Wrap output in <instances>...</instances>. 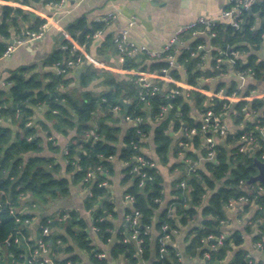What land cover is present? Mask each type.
<instances>
[{"label":"trees","instance_id":"16d2710c","mask_svg":"<svg viewBox=\"0 0 264 264\" xmlns=\"http://www.w3.org/2000/svg\"><path fill=\"white\" fill-rule=\"evenodd\" d=\"M14 1L35 6L58 0ZM44 22L45 19L39 16L32 18L31 13L21 7L0 4V57L10 43L12 32L22 33L23 24H27V29L37 31ZM106 27L107 21L104 20L87 25L83 19H78L68 24L66 29L73 39L88 48L94 40V33H103ZM83 28L86 31L78 37ZM193 30L182 33L179 38L185 40L192 37ZM212 31L215 34L209 41L212 47L210 66L205 68L203 65L204 51L197 46L203 44L204 40L198 37L177 51L180 67H169L168 75L179 80V68H182L188 84L208 89L207 80L219 78L231 68V71L251 75L254 81L248 83L242 91L232 77L228 81H220L215 92L226 90L227 95L234 92L248 95L256 89L257 82L264 81V59H260L257 54L264 43V0L257 1L250 12L245 11V23L241 30L234 29L226 22H219ZM102 37L99 53L107 52L108 48L118 52L111 34ZM62 46L47 56L46 64L63 62L79 54L65 38ZM175 48L173 44L164 54L174 53ZM232 50L247 51L245 62L233 57ZM164 54L160 57H151L145 52L124 54L121 67L129 71L160 72L168 67ZM217 57L224 59L223 62L218 63ZM229 59L233 61L230 64ZM27 68L12 70L7 78L10 85L0 89V120H9L17 128L14 132L12 127L0 123V264H37L33 256L35 240L29 236V223L24 222L26 219L31 221L34 214L21 210L22 198L29 196L32 205L42 207L68 196L70 182L89 187L84 207L92 213V225L97 228L101 241L110 243L109 257L122 256L127 264H183L180 252L169 240L164 241L163 237L168 234L172 239V234L180 226L187 225L198 213V207L201 208V226H195L189 231L184 252L190 257H197V261L192 264H222L232 246H239L243 242L240 231L235 230L226 234L221 244H217V237L223 231L222 222L228 218L226 205L240 198L255 201L259 206L255 213L258 216L256 221H259V232L255 238L260 239L264 232V184L247 183V180L258 172L254 159L264 161V131L260 130L264 126V98L241 99L232 103L217 96L210 98L195 89L186 91L185 95L183 88L165 80L156 82L159 89L153 94L145 93L141 97L135 72L119 75L108 70H98L92 65L79 71L75 87L68 90L65 87L72 78L67 77V74L73 68L64 74L47 71L29 76L26 74ZM98 78L107 87L105 90L94 93L84 89ZM171 89H178L180 93L172 94ZM120 99L129 103L126 109L119 102ZM168 104L171 107L163 112L162 108ZM114 105L120 106L118 113L112 110ZM39 106L46 108L44 118L34 120L35 108ZM195 109L201 116L207 109H211L222 119L228 113L233 122L241 124V127L230 130L223 140L217 142L214 158L205 161L203 168L191 170L189 167L188 175L184 174L176 181L173 189L175 197L161 207L163 178L157 164L168 163V150L172 141L170 131L181 132L178 149L181 148L189 159L188 162L177 164L179 168L184 164L185 170L190 166V161L196 160L197 148L203 156H207L208 151L203 146L199 130L201 116L195 118L192 114ZM99 111L103 115L93 124L95 114ZM249 111L253 115L246 117ZM127 115L133 120L137 117L141 120L134 121L126 128L121 139L123 144L118 148L121 133L119 121ZM186 128H195L196 133L191 137L186 136L183 133ZM72 130L75 134L63 154L64 173L71 174L69 179L62 173V166L55 156L41 154L44 150L41 131L49 137L52 132L67 135ZM90 130H94L95 136L86 135ZM246 132H252L257 142L251 153L239 150L240 138ZM208 133H212L211 130ZM150 135L154 155L146 153L143 148L147 145L146 137ZM53 141V137L48 139L46 147L56 153L59 148ZM138 156H142L143 163L137 161ZM113 158L125 163L121 182L126 184L125 194L132 195L133 200L124 212V223L116 232L115 240L110 242L114 203L107 186L102 185V182H110ZM134 167H138L139 172ZM182 181L183 186L180 184ZM133 211L139 213L136 228L138 238L141 239V253H138L135 239L131 238L133 228L126 219V215H133ZM60 216L63 219L64 234L50 232L43 235L42 228H38L39 237L54 253V264H81L80 256L73 253L74 248L68 243L69 239L87 253L89 263L84 264H107L106 257L98 256L102 249L92 243L87 224L79 213L68 210L61 212ZM46 225L51 227L52 222L42 217L40 226ZM151 229H155L156 233H152ZM210 235L213 238H208ZM59 251L68 255L60 257ZM206 252L210 253L209 258H205ZM246 253L242 248L236 249L228 264H258L248 259Z\"/></svg>","mask_w":264,"mask_h":264},{"label":"crops","instance_id":"0c3cea01","mask_svg":"<svg viewBox=\"0 0 264 264\" xmlns=\"http://www.w3.org/2000/svg\"><path fill=\"white\" fill-rule=\"evenodd\" d=\"M0 4L21 7L29 11L31 14H35L34 17L39 16L45 19V23L47 22L48 24V27L41 38L35 40L26 39L23 43L16 44L14 50H12L9 55L0 57V89L8 88L9 84L7 78L10 72L20 67H28V71L26 73L27 76L32 73L42 74L47 71H54L53 66L46 64L45 60L47 56L52 53V51L62 46V40L65 37L60 31V28L70 35L66 29V26L72 22H76L78 19H83L87 25L93 21H107V27L103 33L101 32V36L105 34H111L114 38L120 31L127 30V38L129 41L134 42L139 46H145L147 49L152 51L161 50L163 46L175 36V32L178 28L195 21L199 17H206L221 22H227L226 18L221 17V13L227 5V0H82L77 3L73 2L72 0H66L62 6L56 7L48 5V3H40L35 6H30L23 5L14 0H0ZM258 23L259 18L257 17L256 24ZM22 26V33L12 32L10 43H12L15 38L25 36L24 32L27 29V24H23ZM183 33L185 34L186 31ZM179 36L176 42H174L176 52L179 51L182 46L187 45L194 38L202 37L204 40V43L202 44L204 46L203 65L205 68L210 66L212 60V47L209 44L210 36L205 31H203L202 28H198L197 32L192 33V37H189L185 40H181ZM90 45L88 48L85 46V49L89 54ZM98 49L99 46L97 47V53L101 56V59L99 60H101L108 67L97 68L98 70H108L119 75L129 74L132 72L121 67L122 59L115 49L108 48L107 52L104 53H99ZM247 54V51L241 52L240 59L245 62ZM257 54L260 59H264L263 45L261 46L260 50L257 51ZM85 62L82 65L73 68V70L67 74V77L72 78V81L67 87H65V89L70 90L75 87L76 78L79 71L86 67L84 66ZM179 69L181 72V79L177 81L180 82L181 86L187 88V90L188 88L192 89V85L186 82L185 71L182 68ZM229 70L230 71H228V73H224V75L222 74L219 78L216 77L214 79L207 80L209 88L201 89L203 90L201 92L207 96L213 94L215 95V88L217 84L222 80L228 81L232 77H234L236 80L238 89L242 91L245 89L248 83L254 81L253 77L245 72L244 74H237L238 71H231V68ZM106 88L107 87L102 83V79L98 78L90 82L84 89L90 90L94 93H99ZM62 90H64V88ZM256 90L259 92H264V81L257 82ZM184 92L186 95L185 89ZM231 102L233 103L236 101ZM45 109L46 108L44 106L36 107L33 119H43ZM192 114L195 118H199L201 116L200 112L196 109L192 111ZM101 115H103L102 111H99L95 114L93 124H95V121ZM224 121L231 131L241 127V124H235L233 122L231 116L228 113L224 116ZM133 122V120H126L125 117L120 119L119 125L121 126V133L119 136V142L117 144L118 148H120L123 144L121 139L126 128L132 125ZM0 123L12 127L14 132L17 131L16 125L11 123L9 120H0ZM74 134L75 131L73 130L67 135H61L59 133L52 132V136L47 137L45 133L41 131L44 144V150L41 154L44 156H55L62 166V173L65 174V176L69 179L71 178V174L64 173L65 161L63 159V150ZM170 135L172 136V141L168 150V163L164 165L157 164L158 170L163 178V198L161 199L160 203L161 207H163L170 199L175 197L173 189L176 186V181L182 175H188L189 167L191 169L203 168L205 161L212 160V158H209L208 156H203L200 149L197 148L195 149L196 160L190 161V166L186 167L185 170L184 164H182V167L179 168L177 164L183 162L185 156V152L181 150V148L178 149L181 132L170 131ZM52 137L54 138L53 144L57 145L59 148V151L56 153L50 151L46 147L48 139H51ZM217 141L220 142L221 140L217 138ZM145 142H147V145L143 147L144 151L150 155H154L152 135L147 136ZM113 163V172L111 175H109L110 182L108 184L106 183L111 200L114 203L113 210L115 212V215L111 217L113 228L111 230L112 239L110 242L115 240L116 232L124 223V212L131 204L130 201L125 197L126 184L121 182V178L123 176L122 170L125 166V163L117 158H113ZM69 187L70 192L68 196L53 200L48 205L42 207H37L35 204L32 205L29 201L31 200L29 196H24L22 198V204L20 205L21 210L23 212H30L34 214L32 220L28 222L30 238L35 240L39 237L38 228H40L42 217H47V219L51 220V233L64 234L65 229L62 224L63 219H61L60 213L63 211L66 212L68 210H76L80 217H82L87 224V232L90 239L92 240V243L102 249V253L99 254H104V257L107 258V264H127L126 260L122 256L118 258L109 257L108 251L110 243L108 244L102 242L97 235L96 230L93 228L92 213L89 209L84 207V199L86 195L89 194V187L82 185L81 183L72 184L71 182ZM258 207L259 206L255 203V201H248L246 199V201L242 203H235L233 208L229 210L226 209L228 218L222 222L223 231L226 234L235 230L240 231L243 237V242L239 246H232V249L227 253L222 264H228L234 251L238 248L246 250L247 258L252 260L254 263L262 264V262H264V246L262 248L256 247V243L259 240H256L255 238L256 233L259 232L257 228L259 221H256V217L258 216L255 214ZM200 211L201 208L198 207V213L189 221V223L187 225L180 226L179 230L172 234V239L170 237L168 238L171 244H173L180 252V260L183 264H192L194 261H197V257L188 256L184 252V249L188 242L187 235L189 231L195 226H201L202 215ZM151 232L154 234L156 233L155 229H151ZM68 243L73 246V253H77L80 256L81 264L89 263L86 252L75 246L71 239H69ZM58 255L60 257H64L68 254L64 251H59ZM198 261L200 260L198 259ZM51 264H54V262L52 261Z\"/></svg>","mask_w":264,"mask_h":264},{"label":"built area","instance_id":"2783aa9c","mask_svg":"<svg viewBox=\"0 0 264 264\" xmlns=\"http://www.w3.org/2000/svg\"><path fill=\"white\" fill-rule=\"evenodd\" d=\"M73 2H80L82 0H72ZM259 0H227V5L224 8V10L221 13V17L226 18L227 22L229 25H231L234 29L236 30H241L244 26L245 23V11H248L251 9V7ZM66 2V0H58L54 3L50 2L48 3V5L50 6H62L64 3ZM221 21L218 20H214L211 18H206V17H199L197 18L195 21L182 26L180 28L177 29V31L175 32V36L166 44L163 46V48L159 51H152L150 49H147L145 46H139L137 44H135L134 42H131L128 40L127 38V30H122L118 33L117 36H115L113 38L116 48L118 50V54L120 56L121 59H123L122 55L126 54V55H134L136 53L139 52H145L147 53L149 56L151 57H160L162 56V54H164L167 50H169L171 48V46L174 44V42H176L178 36L183 33L184 31H188L190 29L194 30L192 31V33L197 32V28H200L199 26L202 27L203 31H205L210 37L214 36V31H212V28ZM48 24L47 22L43 23L40 27L39 30L37 31H32L29 29H26L24 34H25V38L24 37H18L15 38L13 40L12 43H10L8 45V47L5 49V51L3 52L2 56H7L11 53L12 50H14L16 44H21L23 43L26 39H30V40H35V39H39L44 35L45 30L47 29ZM60 31L62 32L63 36L70 41V43L72 44V49L73 50H77L79 52V54L75 57V58H69L63 62H55L52 66L54 69V72L58 73V74H64L67 73L68 69L70 68H76L80 65H82L85 61L90 62V64H92L93 66H95L96 68H104L107 67L101 60H99L98 58H92L91 55L87 52V50L85 49V45L84 44H80L78 43L76 40H74L70 35H68L63 29L60 28ZM101 36V32L98 31L96 33H94L93 37L97 38ZM264 36V35H263ZM264 46V43H263ZM65 47V46H62ZM197 48H199L200 50L204 49V46L202 44L198 45ZM223 53V52H221ZM193 55H195V53H192ZM165 55V59L167 60L168 63V67L163 68L160 72H147V71H132L135 72L138 77H137V82L139 83L140 86V91H139V95L141 97H143V95L145 93H151L153 94L155 91H157L159 89L158 85H157V81L158 80H165L168 82H173L175 83L177 86L184 88L185 91L190 90L188 88H185L183 86L180 85V82L175 80L174 78H172L171 76L168 75V68L169 67H180V64L177 61V52L175 51L174 53H166ZM231 55L235 58H240L241 52H239L238 50H232L231 51ZM204 57V56H203ZM224 59L217 57L216 61L218 63H222ZM226 62V61H225ZM229 64L232 63V59H229ZM108 68V67H107ZM237 74H244V72H237ZM9 84V82H8ZM10 85V84H9ZM187 85V84H186ZM192 89L195 90H199V91H203L201 89L200 86H192ZM172 94L174 93H180V91L178 89H171L170 90ZM187 94V92H186ZM213 96H217L220 98H224L231 101H238L241 99H246V100H250L253 98H264V92H259L258 90L254 89L251 90L250 93L248 95H242L240 93L234 92L230 95H227L226 93H224L222 90L218 91L215 93V95H209V97H213ZM171 107L170 104L164 106L162 108V111H166ZM112 110L116 113H118L121 108L119 105H114L112 107ZM253 112H247L246 113V117H250L252 116ZM255 115V114H254ZM126 120H133L131 117H129L128 115L125 116ZM141 118L137 117L136 119H134L133 121H140ZM199 130L201 131L202 134V141H203V146L207 149V156L209 158H214L215 156V146L217 145V138H219L220 140H223V138L225 137V135L230 131L228 125L226 124V122L224 121V118L222 119L219 115L215 114L211 109H207L205 111V113L202 114L201 116V125ZM211 130L212 133H208ZM261 131H264V126L260 128ZM184 135L186 136H193L196 133V129L195 128H191V129H185L183 130ZM87 136H95L94 134V130H90L87 134ZM240 146H239V150L242 152H253V150L256 148L257 142H256V138L254 137L252 132H246L244 133L241 138H240ZM66 153V150H63V154ZM188 158H186L184 156V161L188 162ZM137 161L138 162H144L142 156H138L137 157ZM150 165L153 164V162H148ZM134 170H136L137 172H139L138 167H134ZM191 170H194L191 169ZM140 184H143V182H140ZM182 186L184 185V181H182L180 183ZM102 185H106V182H102ZM261 189V187H260ZM125 197L127 200L130 201V203L133 200L132 195L130 194H125ZM246 201V198H240L237 201H230L227 203L226 205V209L229 210L231 208L234 207V204L237 202H244ZM126 219L128 221H130L132 228H133V233L131 238L135 239L137 245H138V253L142 252V248L140 246V242L141 239L138 238V230H137V225L139 222V213L138 211H133V215H126ZM24 222L28 223L29 220H24ZM224 222V221H223ZM42 228V234L43 235H47L50 233V227L46 226H40ZM167 226H164V228H166ZM95 230H97L96 227H93ZM226 233L224 231H222L219 236L217 237V244H221L222 239L225 237ZM170 236L167 234L163 237L164 241H167L168 238ZM208 238H213L212 235L208 236ZM17 241V238H15ZM214 246V245H212ZM264 246V232L262 233L259 241L256 243V247H260L262 248ZM1 249V248H0ZM52 252L50 247H48V244L45 243L40 237H38L37 239H35V248L33 250V256L36 258L37 264H51L52 263ZM98 256L100 257H104V254H99ZM205 258H209L210 257V253L206 252L205 253ZM262 264H264V262H262Z\"/></svg>","mask_w":264,"mask_h":264},{"label":"water","instance_id":"95a60500","mask_svg":"<svg viewBox=\"0 0 264 264\" xmlns=\"http://www.w3.org/2000/svg\"><path fill=\"white\" fill-rule=\"evenodd\" d=\"M248 12H250V10H248ZM32 17L35 16V14H31ZM86 31V28H83V30L79 33L78 37H80L84 32ZM103 41V37L99 36L97 38H95L91 45H90V55L92 58H98L101 59V56L98 55L97 53V47L100 46V44ZM12 42V41H11ZM178 44V42H177ZM90 62H85L84 66L89 65ZM224 93H226V90H223ZM119 102L121 103V105L126 109L129 105L128 102L124 101L123 99H120ZM254 165L257 167L258 172L251 176L248 180L247 183H252V182H261L264 184V161L259 160L257 158L254 159Z\"/></svg>","mask_w":264,"mask_h":264}]
</instances>
